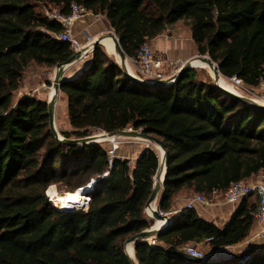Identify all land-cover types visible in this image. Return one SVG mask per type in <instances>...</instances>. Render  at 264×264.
<instances>
[{
    "label": "trees",
    "instance_id": "obj_1",
    "mask_svg": "<svg viewBox=\"0 0 264 264\" xmlns=\"http://www.w3.org/2000/svg\"><path fill=\"white\" fill-rule=\"evenodd\" d=\"M73 3L107 17L129 58L182 23L199 55L218 64L223 77L257 86L264 76V0H0V264H130L126 242L154 225L145 208L160 165L156 151L145 149L134 167L122 158L110 164L101 145L59 142L47 101L31 95L15 100L32 64L54 68L72 57L69 44L56 38L62 25L43 9L68 15ZM61 92L72 127L62 133L67 139L91 136L92 129L133 128L165 143V213L183 193L212 199L264 171V109L233 97L197 69L170 87L144 86L97 46ZM106 173L86 210L61 211L49 200L52 185L70 184L75 192ZM252 197L241 201L224 229L185 208L155 244H136L134 258L139 264H198L178 253L208 239L212 250L242 243L258 209ZM210 264H264V251Z\"/></svg>",
    "mask_w": 264,
    "mask_h": 264
},
{
    "label": "crops",
    "instance_id": "obj_2",
    "mask_svg": "<svg viewBox=\"0 0 264 264\" xmlns=\"http://www.w3.org/2000/svg\"><path fill=\"white\" fill-rule=\"evenodd\" d=\"M113 31L114 30L112 29L109 20L105 16H102L100 20H97L92 16H85L81 18L80 20L76 21L74 25V32L77 38L79 39V41L81 42V44H86L88 41L94 42L100 37L104 36L105 39L102 44L104 50L110 57L114 58L119 63L118 54L115 49L114 40L111 37L106 36L110 32H113ZM107 41H110L111 43L109 44L107 43ZM150 43L156 51L165 54L167 57L173 60H176L181 63H186L189 60H192L191 64L194 67H197V68L207 67L208 68V66L204 64L200 59H195L199 55V52H198L197 45L195 41L193 40L192 31L188 26L182 25V23H179L173 26L172 28H169L166 32H164L157 38L150 41ZM91 59L92 57H90L86 61H91ZM86 61L84 62L82 61V62H79L73 65L70 69H68L65 72V77L68 78V80L76 78V76H78L82 72V70L85 68ZM127 67L131 73H134L137 71V66L132 63L128 62ZM218 81L224 87L229 86L226 83V81L223 79V77L219 78ZM60 94H62L63 96L62 97L63 106L67 110V104H68L67 96L63 94L62 92ZM26 95L33 96L31 93H28V94L26 93L23 96H26ZM144 150L142 149V151L139 153V156ZM159 150H160L159 154L161 158L163 152L161 151L160 148ZM249 180L252 182L255 181V182H260L264 184V171ZM189 198H190V195L185 194V193L175 198V200L172 203L171 210L169 211V213H171L170 216L176 217L182 210H184ZM254 199L257 201L256 197H252L251 201ZM240 204H241V201L237 204H226L221 201L211 206L198 205L195 210L197 211L198 215L204 220H206L207 222H210L216 225L219 229H224L229 224L230 220L232 219L233 215L239 208ZM153 208H154V205H153ZM152 209L150 210V212H152ZM163 224H164L163 222L158 221L156 227H158L159 225H163ZM263 226H264V220L261 222H254L250 230L249 236L242 243L236 246L222 248L216 257V262L220 263V262L228 261L232 259L233 257L237 255H241L245 252L256 254V253L264 251V237L260 238L258 236ZM151 242L154 243L153 240ZM200 244H207V243L202 242ZM208 245H206V247Z\"/></svg>",
    "mask_w": 264,
    "mask_h": 264
},
{
    "label": "water",
    "instance_id": "obj_3",
    "mask_svg": "<svg viewBox=\"0 0 264 264\" xmlns=\"http://www.w3.org/2000/svg\"><path fill=\"white\" fill-rule=\"evenodd\" d=\"M106 36H109L114 40L115 49H116V52L118 54L119 63L121 64V66H122L123 70L126 72V74H128L132 79H134L136 82H138L144 86L170 87V86H173L174 84H176L185 72H187L191 69H196L194 66L191 65L192 60H189L188 62H186L184 64V66L180 70L179 74L177 75L176 81H174V82H171L168 80H162V81L140 80L139 78L135 77L128 70V67H127L128 56L125 54L123 48L121 47L120 40H119L118 36L116 35V33L113 31V32H110ZM103 38H104V36L100 37L99 39H97L96 41L93 42L94 51H95V48L97 46H102ZM81 55H82L81 52L74 53L68 61H66L65 63H60L55 67V75H54V80L52 83L53 88L55 89V92L47 101L48 115H49V119H50V130H51L52 134L54 135V137L59 142H61L63 144L78 145L80 147H83L85 145L98 144L99 139L103 138L105 135L115 137V138L124 137V138L142 140L144 142H147L149 144V147H150V145L158 146L163 152L162 159H160V157L158 156L159 161H160V165H159L157 173L154 177V185H153V189L151 192V196H150V198L146 204V208H145V213L148 214V209H152V204L158 203L157 207L152 209V215H150V217H152L154 219L155 223L151 228L146 229L140 233L133 235L125 244V253H126V256L129 260L130 264H139L137 257L134 258L132 256L131 252L128 250V246L133 244L134 249H135L136 244H138L139 242H149L150 240H153V242H154L153 244H155L157 237L169 227V225L173 222V220L175 218V216L172 217V216H169L167 213H164L161 210V206H160L162 198H163L164 184H165V180H166V176H167V169H168L167 148H166L165 143L161 139H159L153 135H150L143 130L136 131L132 128L129 130L128 129L120 130V131H116V132H112V133H104V134H100V135H96V136H88V137L80 138V139H67V138L62 136V134L58 130L57 124H56L57 101H58L59 94L61 93L62 84L66 80H68V78L65 77V72L68 69H70L73 65H75L81 61V59H82ZM195 59H200L204 63L208 64L211 69H213L214 76H212V79L214 80V83L216 84V86L218 88L224 90L225 92L229 93L233 97L241 100L242 102H244L248 105H251V106L258 108V109H264V104L257 102L253 98L248 97V96H244L242 94L234 93V92L224 88L218 81L219 76L222 75L220 70H219V66L210 57L198 55L197 58H195ZM89 63H90V61H86L85 67ZM138 159H139V157H138ZM138 159H137V161H138ZM107 175L108 174H105L103 177L92 180L88 186L83 187L80 190H82L85 194L89 195V193L91 192V190L93 189L95 184ZM158 178H160L162 180L160 183L157 182ZM71 211H65V212H71ZM157 220H161V221L165 220L167 222V224L162 228H157L156 227V221ZM221 249L222 248H219L216 250H212L211 252H208L207 258L205 260H202V259L196 258V257H192V256L186 254L185 252H179L178 253L174 247H170L168 249V252H170L172 254L178 253L179 255L184 257L189 262L198 263V264H210V263H218V262H216V257L219 254V252L221 251Z\"/></svg>",
    "mask_w": 264,
    "mask_h": 264
},
{
    "label": "built area",
    "instance_id": "obj_4",
    "mask_svg": "<svg viewBox=\"0 0 264 264\" xmlns=\"http://www.w3.org/2000/svg\"><path fill=\"white\" fill-rule=\"evenodd\" d=\"M46 15L49 19L57 21L62 25L63 31L56 35V38L62 42L68 43L73 54L81 52L82 59L80 62H84L93 56V42L88 41L86 44H81L74 32V25L76 21L85 16H92L95 19L100 20L102 15H96L89 11L86 7L76 3L71 5L70 13L68 15H64L58 10H54L52 12L47 11ZM128 62L137 66V71L132 74L140 80H168L171 82L176 81L177 75L185 64L173 60L165 54L156 51L150 42H146L140 48L135 57H128ZM231 80L235 82L237 86L241 87V89L247 91L248 97L264 104V76L259 80V84L257 86H249L237 78H233ZM108 155L110 164H113L114 159H125L116 154L115 148L110 149L108 151ZM250 196H254L258 199V209L254 214V218L255 222H261L264 220V184L255 181L252 182L250 180L234 183L222 194L214 192L212 199H208L201 194H195L188 199L185 208L193 210L196 209L198 205L211 206L221 201L226 204H237L244 198ZM90 202L91 198H89L86 203V209L88 208ZM167 214L169 216L171 215L169 212H167ZM258 236L260 238L264 237V226ZM211 240L212 239H208L205 243L209 244ZM184 252L192 257L200 258L202 260H205L208 255L206 250H202L195 246H186L184 248Z\"/></svg>",
    "mask_w": 264,
    "mask_h": 264
},
{
    "label": "rangeland",
    "instance_id": "obj_5",
    "mask_svg": "<svg viewBox=\"0 0 264 264\" xmlns=\"http://www.w3.org/2000/svg\"><path fill=\"white\" fill-rule=\"evenodd\" d=\"M47 11L48 10L43 9V12L45 14ZM204 64H206V63H204ZM206 65L208 66V68L207 67H198L196 69L199 71L200 75H202V77L205 80L206 79H212V76H214L213 70L209 67L208 64H206ZM54 75H55V67L54 68H47L44 66H38L36 64H32L26 70V72L24 74L22 87L15 93V100L19 99L20 97H22L26 93L27 94L31 93L36 98L42 99L43 101H48V99L51 97V94L52 95L54 94V88L52 85L53 80H54ZM223 79L231 87V89L225 87L226 89H228L234 93H237V94H242L244 96H248L247 91L241 89V87L237 86L234 82H232L231 79H226L224 77H223ZM62 97H63L62 94H59L58 101H57V114H56V124H57V128L61 134L63 132L72 131V127L70 125V120H69V116H68V111L63 106ZM129 129H131V128H128V130ZM104 133H107V132L97 130V129L91 130V136H96V135H100V134H104ZM62 136H63V134H62ZM98 145H101L103 148L107 149V151L115 148L116 154L125 158V159H130L132 166L135 165L136 160L139 157V153L142 151V149L144 150V149H147L149 147V144L147 142L142 141V140H136V139H130V138H124V137L115 138V137H109L108 135H105L103 138H100ZM149 148L156 151L157 155L160 157V154H159L160 150H159L158 146L150 145ZM51 189L55 190V192H57L59 194H68L70 192L68 190L71 189V185L66 184V183H60V184L52 185L47 192V195L49 196L50 201H51L52 197H50L49 191ZM193 195H195V194L194 193L190 194V197H192ZM86 196H90V194L86 195ZM252 201L254 202L256 200L254 199ZM157 205H158V203H155L154 208H156ZM83 206H81L80 208H78L76 210H86V208H85L86 206L83 209H81ZM147 217L150 220L154 221V219L152 217H150L148 215H147ZM157 222L158 221H156V226H157ZM151 241L152 240H150L149 243L153 244ZM206 245H208V244H197V245H195V247L200 248L202 250H206L207 252H211L212 251L211 247L209 245L206 247ZM128 248L131 252L133 251L132 253L134 254L133 245H130Z\"/></svg>",
    "mask_w": 264,
    "mask_h": 264
},
{
    "label": "bare ground",
    "instance_id": "obj_6",
    "mask_svg": "<svg viewBox=\"0 0 264 264\" xmlns=\"http://www.w3.org/2000/svg\"><path fill=\"white\" fill-rule=\"evenodd\" d=\"M104 39L105 37L103 38L102 40V44L104 42ZM107 43H111L110 41H107ZM203 62V61H202ZM192 65V64H191ZM193 66V65H192ZM197 68V67H195ZM213 70V69H212ZM214 73V71H213ZM223 77L222 75L219 76V78ZM218 78V79H219ZM225 78V77H224ZM227 79V78H226ZM233 82V81H232ZM235 83V82H234ZM230 88V86H227ZM225 88V87H224ZM54 92H55V89H54ZM111 137V136H109ZM162 151V150H161ZM162 157H163V154H162ZM162 159V158H160ZM162 180L160 178L157 179V182H161ZM49 195L51 198V202L54 203V206L61 210V211H74L78 208H80L81 206H83L81 209H83L85 206H86V203L87 201L89 200L90 196H86L88 194H85L82 190L78 189L76 190L75 192H70L68 194H59L57 192H55V190L51 189L49 191ZM155 204V203H154ZM152 204V208H153V205ZM154 209V208H153ZM151 209H148V215H152V212H150ZM157 221H161V220H157ZM163 222L164 224L163 225H159L157 228H162L164 227L167 222L164 220V221H161ZM133 245V244H131ZM130 251V250H129ZM131 252V251H130ZM133 252V251H132ZM131 252V254H133ZM133 256V255H132ZM134 257V256H133Z\"/></svg>",
    "mask_w": 264,
    "mask_h": 264
}]
</instances>
